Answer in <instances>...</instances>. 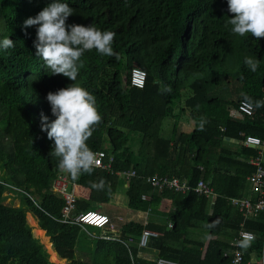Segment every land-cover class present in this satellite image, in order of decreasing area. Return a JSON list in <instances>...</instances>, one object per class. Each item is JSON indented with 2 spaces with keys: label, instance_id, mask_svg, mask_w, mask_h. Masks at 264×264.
I'll use <instances>...</instances> for the list:
<instances>
[{
  "label": "trees",
  "instance_id": "1",
  "mask_svg": "<svg viewBox=\"0 0 264 264\" xmlns=\"http://www.w3.org/2000/svg\"><path fill=\"white\" fill-rule=\"evenodd\" d=\"M66 2L74 10L66 23L116 34V57L86 52L75 81L50 74L35 56V26L21 27L49 0H0V39L14 43L0 51V264H155L157 258L232 264L236 251L243 253L241 264L260 259L264 264V213L245 220L244 229L254 234L247 248L229 244L242 222L230 201L247 192L246 179L255 170L249 161L261 156L264 167V147L259 152L243 145L246 137L264 141V107L242 119L226 110L237 108L245 95L253 102L264 100V38L234 35L226 0ZM245 56L259 60L256 72L245 66ZM134 67L146 74L142 89L130 85ZM71 84L94 95L101 121L86 143L105 153V164L111 160L109 169L93 168L75 181L58 168L52 141L40 131L41 112L49 121L55 118L46 94ZM161 85L171 92L161 95ZM221 89L230 91L227 98L218 96ZM233 92L236 100L228 98ZM167 117L174 125L164 140L160 130ZM201 120L203 130H198ZM234 144L233 151L225 148ZM131 171L135 175L124 180L122 174ZM154 176L191 187L202 180L214 198L155 190L146 182ZM61 179L73 187V215L99 210L114 220L111 209L122 204L118 229L62 223L65 201L53 191ZM101 180L103 187L94 188ZM5 194L20 206L5 204ZM23 209L33 215L28 217L34 237ZM139 213L148 215L146 225ZM198 226L208 233L203 243L190 240V229ZM143 230L160 235L139 249ZM144 251L155 258H140Z\"/></svg>",
  "mask_w": 264,
  "mask_h": 264
},
{
  "label": "clouds",
  "instance_id": "2",
  "mask_svg": "<svg viewBox=\"0 0 264 264\" xmlns=\"http://www.w3.org/2000/svg\"><path fill=\"white\" fill-rule=\"evenodd\" d=\"M226 4L227 12L234 14L228 19L230 31L234 35L244 37L251 34L257 39L264 38V0H226ZM73 11L66 0H49L34 17L26 18L21 26L22 30L35 26V56L49 69L50 74H61L69 81L76 80L81 57L86 52L95 50L101 56L116 57L113 50L116 34L100 30L92 24L83 26L66 23ZM13 46V41L8 37L0 39V51ZM243 63L254 73L258 69L259 60L245 56ZM135 68L139 69H133ZM170 92L169 85H161V95ZM45 99L50 105L51 115L55 118L49 121L48 116L41 112L40 131L46 132V138L52 141V154L58 157V168L66 172L73 181L82 174H91L96 164V155L86 141L101 121L94 95L80 86L71 84L55 92H48ZM243 99L250 109L264 107V100L253 102L246 95ZM236 109L234 108V111ZM204 123V120L200 121L198 130H203ZM93 187L102 188L103 180ZM252 239L251 234H245L238 241V245L247 248Z\"/></svg>",
  "mask_w": 264,
  "mask_h": 264
},
{
  "label": "built area",
  "instance_id": "3",
  "mask_svg": "<svg viewBox=\"0 0 264 264\" xmlns=\"http://www.w3.org/2000/svg\"><path fill=\"white\" fill-rule=\"evenodd\" d=\"M145 82V73L139 69H133L131 71V85L137 88H142ZM236 115H244L250 117L254 113V108H249L245 102H240L237 109L234 111ZM243 145L245 147H252L257 149L259 152L264 147V141H261L255 137H246ZM96 155V169H109L110 162L105 164V153L101 151L94 152ZM249 163L255 168L254 172L247 177L246 181L250 188V193L248 196L240 199H231L230 203L232 206L238 209L242 222L240 224V229L237 233L234 241L231 245L237 247L238 241H240L245 234H251L254 239V234L246 231L244 229L245 220L248 218H257L260 214L264 213V167L262 157L259 156L255 159H251ZM134 172L123 173L122 177L124 180L128 181L134 176ZM146 182L155 190L163 191L169 190L174 193L185 195L189 192H193L198 196H204L206 198H214V194L207 183L200 180L196 183L194 187L189 186L185 182H180L176 178H158L156 176L146 179ZM53 191L60 195L65 201V206L61 212L62 223H69L77 225L78 227L84 229L85 227H93L99 229H109L115 230L114 221L110 219L107 215L99 210H89L85 213H78L73 215L74 205L76 197L73 192V187H70L64 179L58 180L53 185ZM142 200H147L146 196H142ZM117 222H122L119 217H116ZM171 226L168 225V228ZM159 233L143 230L139 239L137 240V246L139 249H145L148 246L150 239H155L159 237ZM252 239V240H253ZM128 243H133V240H129ZM243 253L241 251H236L232 258V264H241ZM256 264H263V260H254ZM155 264H177L173 261L166 260L163 258H157Z\"/></svg>",
  "mask_w": 264,
  "mask_h": 264
},
{
  "label": "crops",
  "instance_id": "4",
  "mask_svg": "<svg viewBox=\"0 0 264 264\" xmlns=\"http://www.w3.org/2000/svg\"><path fill=\"white\" fill-rule=\"evenodd\" d=\"M219 91H218V93H219L218 96H223L222 97L223 99L225 97L227 98L228 93H230V91L227 92V89H221ZM232 91H236L237 92L238 90L237 89H235V90L233 89ZM230 96L228 98L233 99V100H236L237 99L236 98V95H234V92H233V95L231 94ZM234 108L235 107H233L231 105L226 107V110L228 111L230 117H233V118L235 117V119H242L243 117H240V116H238V115H236L234 113ZM168 119L172 120V123L171 124L168 123V124H166L167 125L166 126V125H164V123L166 121H168ZM181 121L182 120H179V122H178V124H179L180 127L182 126V122ZM173 125H174V120L171 119V118H168L167 117L163 121L162 126H161V130H160V137L162 139L167 140L170 137L171 132H172V129H173ZM168 126H170V127H168ZM228 141H229L228 139H225V142H228ZM225 148L233 151V150H235V144H234V146H226ZM249 193H250V188L248 186L247 192L244 193V196L243 197L248 196ZM209 204H210V206L208 208V213H210V210H211V202ZM107 211H108V209H107ZM123 214H124V212L121 213V215H123ZM119 217H121V216H119ZM139 217H140V221H142V223L146 225L147 224V221H148V215L147 214L139 213ZM117 225H121V223L116 222L114 224L115 229H118ZM189 233H190V240L196 241V242H199V243L205 242L206 239H207V234H208L207 231H205L201 226H198V227H195V228L190 229V232ZM220 242H223L224 243V242H228V241L227 240L220 239ZM231 242L229 241V244L230 245H231ZM139 255H140V258H143V259H146V260H151L152 258H155L154 252L151 253L149 251L141 252V254H139Z\"/></svg>",
  "mask_w": 264,
  "mask_h": 264
},
{
  "label": "rangeland",
  "instance_id": "5",
  "mask_svg": "<svg viewBox=\"0 0 264 264\" xmlns=\"http://www.w3.org/2000/svg\"><path fill=\"white\" fill-rule=\"evenodd\" d=\"M171 124L172 123V120H170V119H168V121H166L165 123H164V125H166V124ZM167 126V125H166ZM168 127H170V126H168ZM5 196L7 197V199H6V201H5V204H11L13 207H19L20 205H19V200L18 199H13V197L12 196H10V197H8L9 195L8 194H5ZM122 197H123V195L122 194H120V200H122ZM118 209H116V211H115V209H111V212H112V214H110V215H113V217L115 218V217H119V216H121L120 217V220L123 222L124 221V214L123 215H121V213L123 212V207H122V204H118ZM24 210V214H25V218H26V222H27V224H28V226L30 227V229H31V233L33 234V237L35 236L34 235V228H33V226H31L30 225V223H29V215H31V217L33 216L27 209H23ZM106 210V209H105ZM119 210V211H118ZM118 212V213H117ZM107 213L109 214V209H108V211H107ZM127 216H129L128 214H126ZM34 219H35V217H34ZM36 220V219H35ZM113 221V220H112ZM139 221V220H138ZM114 222L116 223L117 222V220H115L114 219ZM119 223H121L120 221H119ZM38 226V225H37ZM45 233V232H44ZM46 236V235H45ZM35 239H37L39 242L41 241L39 238H35ZM50 240V239H49ZM41 243V242H40ZM51 243V242H50ZM42 244V243H41ZM52 245V244H51ZM42 246L44 247V249H45V251L47 252V250H46V248H45V245L44 244H42ZM53 249V248H52ZM48 253V252H47ZM48 255V254H47ZM49 255H48V260H49ZM64 264H69L68 262H66L65 261V263Z\"/></svg>",
  "mask_w": 264,
  "mask_h": 264
},
{
  "label": "water",
  "instance_id": "6",
  "mask_svg": "<svg viewBox=\"0 0 264 264\" xmlns=\"http://www.w3.org/2000/svg\"><path fill=\"white\" fill-rule=\"evenodd\" d=\"M252 148V147H251Z\"/></svg>",
  "mask_w": 264,
  "mask_h": 264
}]
</instances>
